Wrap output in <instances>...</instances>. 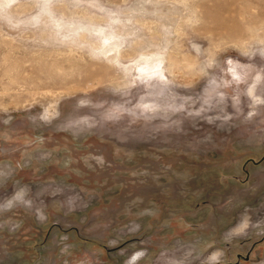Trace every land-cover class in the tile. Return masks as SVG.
Here are the masks:
<instances>
[{
    "label": "rangeland",
    "instance_id": "374dc122",
    "mask_svg": "<svg viewBox=\"0 0 264 264\" xmlns=\"http://www.w3.org/2000/svg\"><path fill=\"white\" fill-rule=\"evenodd\" d=\"M0 264H264V0H0Z\"/></svg>",
    "mask_w": 264,
    "mask_h": 264
}]
</instances>
